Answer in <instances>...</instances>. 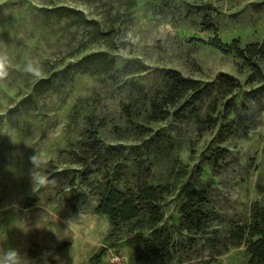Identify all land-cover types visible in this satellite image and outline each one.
I'll use <instances>...</instances> for the list:
<instances>
[{
  "label": "rangeland",
  "instance_id": "rangeland-1",
  "mask_svg": "<svg viewBox=\"0 0 264 264\" xmlns=\"http://www.w3.org/2000/svg\"><path fill=\"white\" fill-rule=\"evenodd\" d=\"M235 40L264 41V0H0L11 64L0 80V249L30 264H87L102 247L94 264H248L227 232L264 207V56L238 57ZM168 70L199 81L202 96L184 117L172 115L181 103L153 120ZM41 154L38 168L30 157ZM41 170L48 183L34 187ZM105 178L130 193L166 187V259L136 260L129 225L95 212ZM191 189L208 195L201 232L180 219Z\"/></svg>",
  "mask_w": 264,
  "mask_h": 264
},
{
  "label": "trees",
  "instance_id": "trees-1",
  "mask_svg": "<svg viewBox=\"0 0 264 264\" xmlns=\"http://www.w3.org/2000/svg\"><path fill=\"white\" fill-rule=\"evenodd\" d=\"M205 24L207 29H210L211 22L208 18ZM212 44L223 51H225L224 47H227L217 39ZM231 45L229 49L234 50L240 58L264 56V41L253 42L241 48L235 40ZM165 78L164 91L157 93L151 101V119L165 118L169 114L168 107H175L181 103L179 110H173V116L184 117L181 112H185L188 108H191L189 113H192L193 105L201 99L203 92L199 81L183 77L176 70H168ZM224 79L226 78L223 76ZM165 191L166 187L162 185H142L135 192H124L116 188L107 178L100 186L95 212L107 216L113 229L121 224L129 225L131 234L127 236V239L135 253L136 260H148L151 256L166 259L169 256L170 236L164 228L157 226L163 218L161 201ZM208 202L205 190L191 189L186 193L185 200L180 207V219L186 228L195 226L197 232L203 231L201 224L206 214L200 208ZM144 230L148 232L147 236L140 238L138 242L134 241L133 239H136ZM111 234L112 230L105 241L110 240ZM227 240L231 245L244 242L248 264H264V207L253 203L250 221L228 230ZM104 254L105 248L102 247L90 257L87 264H94Z\"/></svg>",
  "mask_w": 264,
  "mask_h": 264
},
{
  "label": "clouds",
  "instance_id": "clouds-1",
  "mask_svg": "<svg viewBox=\"0 0 264 264\" xmlns=\"http://www.w3.org/2000/svg\"><path fill=\"white\" fill-rule=\"evenodd\" d=\"M11 68L9 57L0 52V80L6 79L9 69ZM25 71L32 75L37 80L46 78L42 71L31 61L26 64ZM41 156H32L30 161L40 168ZM48 161L44 158V165H47ZM48 176L41 170L31 173V182L34 187H44L48 183ZM68 230L71 231V223L69 222ZM75 242V240L73 241ZM0 264H30L21 251L15 247L8 246L7 249H0Z\"/></svg>",
  "mask_w": 264,
  "mask_h": 264
}]
</instances>
